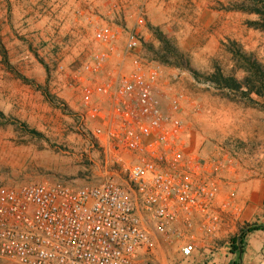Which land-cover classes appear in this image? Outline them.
<instances>
[{
  "label": "built area",
  "instance_id": "1",
  "mask_svg": "<svg viewBox=\"0 0 264 264\" xmlns=\"http://www.w3.org/2000/svg\"><path fill=\"white\" fill-rule=\"evenodd\" d=\"M92 45L56 82L78 96L102 159L93 182L0 185V258L16 264H151L183 258L241 222V161L194 151L188 74L147 59L145 1L75 10Z\"/></svg>",
  "mask_w": 264,
  "mask_h": 264
},
{
  "label": "rangeland",
  "instance_id": "2",
  "mask_svg": "<svg viewBox=\"0 0 264 264\" xmlns=\"http://www.w3.org/2000/svg\"><path fill=\"white\" fill-rule=\"evenodd\" d=\"M143 1L149 28L142 53L188 74L181 88L201 107L189 116L191 147L202 156L225 151L241 161L240 200L246 183L264 182V96L250 92L244 63L229 51L240 48L264 70V32L251 25L259 20L249 11L254 2ZM98 3L0 0V185H82L99 174L102 156L78 116V96L57 85L55 71L60 60L68 69L76 66L91 47L92 32L75 10L90 11ZM254 223L257 219H241L219 247L230 254V239ZM169 254L151 264H195L172 250ZM263 255L245 257L240 264H264ZM233 260L231 255L228 264ZM0 264L16 263L0 258Z\"/></svg>",
  "mask_w": 264,
  "mask_h": 264
},
{
  "label": "crops",
  "instance_id": "3",
  "mask_svg": "<svg viewBox=\"0 0 264 264\" xmlns=\"http://www.w3.org/2000/svg\"><path fill=\"white\" fill-rule=\"evenodd\" d=\"M241 205L244 206L242 221L249 223L257 219V224L264 225V182L252 181L244 186V195L239 197ZM206 242L210 248H196L193 254L188 258L178 257L185 261L194 262L195 264H228L231 261V255L228 254V248L219 247L218 242ZM259 253L264 254V230H259L247 236V248L242 258H246ZM264 257V255H263Z\"/></svg>",
  "mask_w": 264,
  "mask_h": 264
},
{
  "label": "trees",
  "instance_id": "4",
  "mask_svg": "<svg viewBox=\"0 0 264 264\" xmlns=\"http://www.w3.org/2000/svg\"><path fill=\"white\" fill-rule=\"evenodd\" d=\"M253 2L255 6L249 9V11L257 14L259 16V20L252 22L251 25L264 32V0H253ZM257 5H260L259 7L261 8H258ZM227 43L236 45L234 41L227 40ZM221 46L226 48V42H222ZM229 49L233 55L239 57L240 61L244 63L241 67L248 74V80L245 82V84L249 87L250 92H253L258 96H264L263 67L256 60H252L251 57H247L240 48H238L236 51L231 48ZM219 79H221V75L218 74V77L215 78V81L218 82ZM259 230H264V225L254 223L241 228L238 234L230 239L229 253L236 256V260H233L230 264H240L242 256L245 252L247 236Z\"/></svg>",
  "mask_w": 264,
  "mask_h": 264
}]
</instances>
